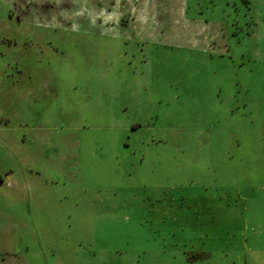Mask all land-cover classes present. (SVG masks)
<instances>
[{
	"label": "rangeland",
	"instance_id": "374dc122",
	"mask_svg": "<svg viewBox=\"0 0 264 264\" xmlns=\"http://www.w3.org/2000/svg\"><path fill=\"white\" fill-rule=\"evenodd\" d=\"M0 175V264H264V0H0Z\"/></svg>",
	"mask_w": 264,
	"mask_h": 264
},
{
	"label": "crops",
	"instance_id": "0c3cea01",
	"mask_svg": "<svg viewBox=\"0 0 264 264\" xmlns=\"http://www.w3.org/2000/svg\"><path fill=\"white\" fill-rule=\"evenodd\" d=\"M249 7H250V6H249ZM249 7H248V9H249ZM250 20H251V22L254 21V16L251 15V16H250Z\"/></svg>",
	"mask_w": 264,
	"mask_h": 264
},
{
	"label": "trees",
	"instance_id": "16d2710c",
	"mask_svg": "<svg viewBox=\"0 0 264 264\" xmlns=\"http://www.w3.org/2000/svg\"><path fill=\"white\" fill-rule=\"evenodd\" d=\"M3 179H2V176L0 175V182L2 181Z\"/></svg>",
	"mask_w": 264,
	"mask_h": 264
}]
</instances>
